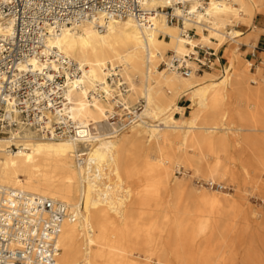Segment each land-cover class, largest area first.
Instances as JSON below:
<instances>
[{
	"label": "bare ground",
	"instance_id": "6f19581e",
	"mask_svg": "<svg viewBox=\"0 0 264 264\" xmlns=\"http://www.w3.org/2000/svg\"><path fill=\"white\" fill-rule=\"evenodd\" d=\"M143 10L49 29L21 68L76 65L67 102L46 111L51 136L22 122L0 136V187L68 205L54 264H264V213L244 201L248 184L264 201V59L253 72L240 51L258 45L264 0H146ZM224 45L228 63L198 72L197 48ZM116 106L126 117L113 123ZM193 176L219 188H194Z\"/></svg>",
	"mask_w": 264,
	"mask_h": 264
},
{
	"label": "built area",
	"instance_id": "2783aa9c",
	"mask_svg": "<svg viewBox=\"0 0 264 264\" xmlns=\"http://www.w3.org/2000/svg\"><path fill=\"white\" fill-rule=\"evenodd\" d=\"M145 1L0 0V24L5 30L0 34V136H9V130H17L20 122L41 127L44 133L52 135V129L44 126L48 120L46 111L61 109L67 102L66 76L75 71L76 65L66 63L64 69L58 64L56 69L44 68L42 72L21 68L31 57L41 55L50 28L58 33L63 27L99 16L107 22L128 16L142 17ZM166 15L170 23L180 20L172 7L166 9ZM184 33L195 35L193 29ZM263 45L264 42L258 43L252 55L261 51ZM197 49L192 61L198 72L211 70L215 62H220L211 47ZM56 58L53 56L49 61ZM174 63L178 64L176 57ZM180 71L188 77L193 68L185 63ZM134 118L132 115L127 123L134 122ZM70 124L68 119L54 122V134H66ZM68 216L72 213L62 201L0 187V264H54L60 251L61 223Z\"/></svg>",
	"mask_w": 264,
	"mask_h": 264
},
{
	"label": "rangeland",
	"instance_id": "374dc122",
	"mask_svg": "<svg viewBox=\"0 0 264 264\" xmlns=\"http://www.w3.org/2000/svg\"><path fill=\"white\" fill-rule=\"evenodd\" d=\"M239 29H241L242 31H247L248 30V28L247 27H245V26H240L239 27ZM259 40V39H258ZM263 42H264V40H263ZM261 43V42H260ZM230 44V42L227 44V45H229ZM257 44H258V41H257ZM227 45H224V46H222L221 48H220V51H219V53H218V56H220L221 55V51L223 50V49H225L226 50V46ZM262 50H264V45L262 46ZM246 49H248V50H246ZM251 50L252 51H254V49H252L251 47H249V46H246V45H241L240 46V51H241V53H243L244 54V57L246 58V59H250V52H251ZM258 50H261V48L260 49H258ZM261 50V51H262ZM256 53H257V51H256ZM171 56H173V53L171 52L170 54H169V58L171 57ZM261 59H259L258 61L257 60H253V59H250L251 61H253L254 62V66H252V71L254 72L255 70H256V66L257 65H260L261 63H260V61H262L263 59H264V55L262 54L261 55ZM223 63H225L226 64V61H222ZM161 67L162 68H165V67H167L166 65H165V63H163V64H161ZM206 70H208V69H206ZM212 70V69H211ZM180 104L181 105H188V99L187 98H183L181 101H180ZM136 106H140V104L139 103H137L136 104ZM135 106V107H136ZM115 111H116V113L114 114L116 117H115V119H112L111 121H113V120H116V121H120L121 120V118H125L126 117V115H125V112L123 113L122 112V114H120L119 113V111H120V107L119 106H116L115 107ZM122 115H124V116H122ZM123 134V133H122ZM185 172V170L182 168L181 170H177L176 171V175L178 176V177H183V173ZM259 176H260V178L261 179H263L264 180V171L261 173V174H259ZM189 178V182H190V184L194 187V188H202L201 186H204L205 188L207 187H214L215 189H218L219 188V185H218V183L217 182H214L213 184H211L210 182H208V181H205V180H203V179H197L195 176H193L192 178H190V177H188ZM229 187L231 188V192L232 193H235V191L233 190V185L232 184H230L229 185ZM246 188L249 190V192L246 194L247 196V199L246 200H244L245 201V203H246V205H248V206H250L252 209H254V210H256V211H259V212H262V213H264V201L261 199V197L258 195V192H257V190H255V189H253V187H252V185L251 184H248L247 186H246ZM228 190H230V189H228ZM228 190H225V191H228ZM254 220V219H253Z\"/></svg>",
	"mask_w": 264,
	"mask_h": 264
},
{
	"label": "crops",
	"instance_id": "0c3cea01",
	"mask_svg": "<svg viewBox=\"0 0 264 264\" xmlns=\"http://www.w3.org/2000/svg\"><path fill=\"white\" fill-rule=\"evenodd\" d=\"M255 25L257 26V27H259V28H262L263 30H264V13H260V14H257L256 15V17H255ZM248 31V30H247ZM246 31V32H247ZM263 40H264V32H262L261 34H260V36H259V40H258V43H260V42H263ZM246 50H248V49H246ZM254 51H252L251 50V52H250V59H255V60H259V59H261L262 57H261V55L262 54H264L263 52L264 51H257V53L255 54V56H253L252 55V53H253ZM225 49H223L222 51H221V55L219 56V59H220V63H221V61H226V63H228V57L226 58L225 56Z\"/></svg>",
	"mask_w": 264,
	"mask_h": 264
}]
</instances>
